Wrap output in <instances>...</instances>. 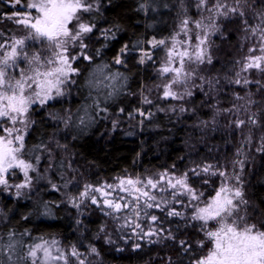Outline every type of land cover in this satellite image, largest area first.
<instances>
[{"label":"snow or ice","instance_id":"snow-or-ice-1","mask_svg":"<svg viewBox=\"0 0 264 264\" xmlns=\"http://www.w3.org/2000/svg\"><path fill=\"white\" fill-rule=\"evenodd\" d=\"M180 5V23L175 32L168 38L153 37L147 49H140L141 64L146 61L155 64L158 58L153 57V51H164L156 68L157 78L162 81L157 85L159 100L182 101L191 97L190 85L197 79L202 83L193 87L203 92L206 84L209 91L216 90L219 80L206 79L200 74V68L212 64L210 36L215 35L224 22H238L245 34L243 39L250 42L243 58L233 61L239 70L234 72L235 79L229 78V83L245 88L250 84L258 88L264 86L260 79L249 78L253 73L264 77V9L254 11L249 0H194L197 19L188 15L184 0H180ZM10 6L15 10L7 16L0 14V21H10L19 35L0 30V186L5 190L15 187L19 196L20 190L31 187V173L39 175L40 153L51 157V150L43 142L30 149L26 145L29 129L35 123L31 113L35 107L64 97L66 89L77 84L75 77L80 69L73 65L78 59H94L86 52L85 40L91 38L96 25L86 22L85 16L99 9L94 0H10ZM109 32L104 30L103 34ZM130 51L125 45L121 55ZM95 54L99 55V51ZM115 63L123 61L117 57ZM108 69L107 64H96L86 78L89 95L92 90L96 93L91 104L82 106L77 114L66 111L54 118L63 121L65 127L76 125L77 121L86 127L100 113L107 112V101L118 95L122 87L118 84L122 74ZM105 89L110 91L105 92ZM234 97L244 104L217 109V114L225 112L235 116L233 124L238 129L264 126L260 124L259 115L249 110V106L257 103L251 93L243 97L234 93ZM143 103L151 105L153 101L145 96ZM157 110L174 112L176 107L170 105L169 109ZM241 110L246 113V119L241 118ZM119 111L123 113L124 109ZM179 111L183 113L187 109L181 106ZM136 114L145 119L154 115L151 110L140 109ZM245 143H251V132L245 137ZM256 151L264 152V136ZM244 155L241 150L237 151L238 157ZM244 167L245 159H236L230 165L231 170L224 165L197 164L178 171L173 164L153 174L125 173L111 181L80 185L74 176L66 174L61 180L64 188L73 185L77 190L69 197L74 207L80 208L86 203L95 206L116 222L118 229L126 230V234L134 235L137 240L148 239L151 243L159 242L153 238L175 240L172 230L164 226L169 218H180L185 228L197 227L206 240L195 241V249L187 240L177 242L190 257L188 264H264V229L249 223L247 218L248 201L241 178ZM17 172L22 174V181L9 184V179ZM210 176L217 177L218 183L206 195L196 184L209 185L206 177ZM52 188L59 191L56 184H52ZM177 206L190 211L178 210ZM0 215H5L2 209ZM179 228L177 225V230ZM27 235L24 232L18 236L13 230L0 233V264H93L90 257L99 256L94 246L81 252L76 245L64 248L58 241L43 237L25 244ZM206 243H210V247L205 254L196 256V249L203 250ZM135 247L138 249L141 245L137 243Z\"/></svg>","mask_w":264,"mask_h":264},{"label":"trees","instance_id":"trees-1","mask_svg":"<svg viewBox=\"0 0 264 264\" xmlns=\"http://www.w3.org/2000/svg\"><path fill=\"white\" fill-rule=\"evenodd\" d=\"M94 2L99 10L85 16L86 22L96 25L91 38L85 40L88 44L86 52L94 59H78L73 65H78L80 69L75 77L77 84L69 86L66 95L58 101L33 111L32 120L35 123L27 136L26 145L30 149L43 142L51 150V157L46 158V153H40L41 175H34L32 185L24 196L18 199L8 197L0 188V209L5 214L0 215V233L13 230L19 236L27 232L25 244L43 237L58 241L64 248L76 245L81 252H87L89 246H94L99 256L93 254L90 257L93 264H188L190 257L177 242L187 240L193 243L195 249V241L206 240L197 227L185 228L180 218H169L164 226L172 230L175 240L153 238L159 241L156 243L148 239L137 240L134 235L126 234V230L118 229L116 222L95 206L86 203L80 208L74 207L69 197L77 190L73 185L64 188L61 176H74L75 182L83 185L99 180L111 181L113 177L125 173L153 174L173 164L178 171L197 164L224 165L231 170L230 165L236 159H245L241 178L248 201V222L264 229V152L256 151L260 138L264 136V126L238 129L233 124L235 116L225 112L217 114V109L244 104V101L234 97V93L241 97L251 93L257 103L249 106V110L257 113L260 124L264 125V86L258 88L256 84H250L245 88L229 83V78L235 79L234 72L239 70L233 61L241 60L250 44L243 39L245 34L241 25L224 22L220 30L210 36L212 64L201 66L200 74L206 79H218L216 90L209 91L206 84L203 92L193 87L202 83L197 79L190 85L193 91L191 97L182 101L159 100L157 85L162 81L157 78L156 68L164 57V51L156 50V63L150 61L145 65L139 63L136 52H140L141 48L147 49L148 41L153 37L168 38L175 32L180 23V0ZM184 4L188 15L198 19L194 0H184ZM249 4L254 11L264 9V0H249ZM13 11L0 0V14L7 16ZM0 30L19 35L15 26L7 20L0 21ZM104 30L110 32L104 35ZM125 45L131 51L124 65L117 66L115 60L120 58ZM97 51L99 55L95 54ZM101 63L107 64L111 72L122 74L118 81L122 85L119 94L107 101V112L100 113L93 123L85 127L77 121L76 125L65 127L63 121L54 116L64 115L66 111L77 114L82 106L92 103L96 93L92 90L89 95L86 78L92 68ZM249 78L260 79L264 84V77L259 73H253ZM145 96L153 104H144ZM170 105L175 106L176 111L157 110L169 109ZM181 106L187 111L181 113ZM121 108L123 113L119 111ZM137 109L151 110L154 115L151 119L141 118L136 116ZM129 113L132 115L129 116ZM78 114L83 115V112ZM92 114L96 115L95 112ZM240 115L246 119L243 110ZM249 132L251 143L246 144L245 137ZM238 150L245 155L238 157ZM206 178L209 185L197 183L196 186L207 195L217 185L218 178ZM52 184H56L59 191L53 189ZM177 225H180L179 230ZM209 227L213 224L210 223ZM137 243L141 245L138 249L135 247ZM209 247L210 243H206L203 250L196 249L195 255H204Z\"/></svg>","mask_w":264,"mask_h":264},{"label":"rangeland","instance_id":"rangeland-1","mask_svg":"<svg viewBox=\"0 0 264 264\" xmlns=\"http://www.w3.org/2000/svg\"><path fill=\"white\" fill-rule=\"evenodd\" d=\"M3 2H5L9 7H11L10 6V0H2ZM20 6H17V8H19ZM12 8V7H11ZM13 9V8H12ZM13 10H15V9H13ZM70 27H71V25H70ZM156 50H158V49H156ZM156 50H154L153 51V57H154V52L156 51ZM129 54V52L128 53H126V54H124V55H121L120 56V59L123 61V63H121V64H116L117 66H123L124 65V62H125V58L127 57V55ZM136 54H137V56L139 57V55H140V52H136ZM148 62H150V61H146L145 63H143L142 65H145V64H147ZM141 64V63H140ZM67 91H68V88L66 89V93H67ZM62 97H60V98H58L57 100H55V101H58L59 99H61ZM55 101H50L49 102V104L50 103H53V102H55ZM49 104H47V105H49ZM47 105H44V106H41V107H35L34 108V110H36V109H40V108H43V107H46ZM33 113V112H32ZM32 113H31V119H32ZM136 116H139V115H137L136 114ZM139 117H141V116H139ZM141 118H144V117H141ZM145 119V118H144ZM32 126H33V124L31 125V127H30V129H29V133H30V131H31V129H32ZM29 133H28V135H29ZM26 139H27V137H26ZM39 167V166H38ZM40 171V170H39ZM39 173H41V172H39ZM31 175L33 176V180H34V175H35V173H31ZM41 175V174H40ZM40 175H39V177H40ZM22 181V174L21 173H19V172H17V174L15 175V177H13V178H10L9 179V184H11V185H15V184H17V183H20ZM33 182V181H32ZM0 188L1 189H4V192H5V194L9 197H12V198H16V199H18V198H20L21 196H24L26 193V190H28V189H30V188H28V189H22V190H20L21 191V195H19V196H17L16 195V189H15V187H10V188H8L7 190H5V188L3 187V186H0ZM211 223V222H210Z\"/></svg>","mask_w":264,"mask_h":264}]
</instances>
